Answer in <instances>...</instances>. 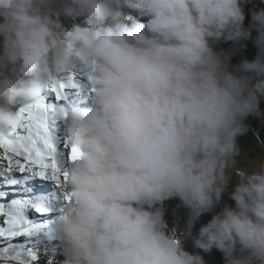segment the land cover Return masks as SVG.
Masks as SVG:
<instances>
[{
	"label": "clouds",
	"instance_id": "9594fccd",
	"mask_svg": "<svg viewBox=\"0 0 264 264\" xmlns=\"http://www.w3.org/2000/svg\"><path fill=\"white\" fill-rule=\"evenodd\" d=\"M247 2L0 0V129L53 81L75 76L87 96L64 105L82 155L64 157L48 225L61 264H206L169 231L171 199L189 209L188 236L213 213L195 248L264 264V156L239 159L246 120H264V8L245 27ZM253 31L255 59L231 65ZM225 193L234 206L216 212Z\"/></svg>",
	"mask_w": 264,
	"mask_h": 264
},
{
	"label": "snow or ice",
	"instance_id": "6c2138e0",
	"mask_svg": "<svg viewBox=\"0 0 264 264\" xmlns=\"http://www.w3.org/2000/svg\"><path fill=\"white\" fill-rule=\"evenodd\" d=\"M75 98L84 102L82 82L74 76L66 81H53L44 96L38 100L22 106L19 109L15 124L8 130L0 129V174L19 172L38 176L46 180L54 181L61 187V176L66 179L67 172L63 163L67 149L70 148V158H80L82 152L72 143L70 138H61V123L66 118L64 105ZM55 102H52V101ZM6 162V163H5ZM3 211V209H0ZM38 212L50 211V209L37 208ZM7 232L0 228V237L8 239L18 235L31 236L33 232L42 227L28 219L22 208L8 213L6 220ZM4 253L11 252V259L19 264H29V261L21 259L22 252L9 245ZM31 260H35V253L27 249Z\"/></svg>",
	"mask_w": 264,
	"mask_h": 264
},
{
	"label": "trees",
	"instance_id": "16d2710c",
	"mask_svg": "<svg viewBox=\"0 0 264 264\" xmlns=\"http://www.w3.org/2000/svg\"><path fill=\"white\" fill-rule=\"evenodd\" d=\"M264 8V0H248L244 5L246 18L244 21L245 27H248L251 23V11L253 9ZM257 33L252 32V39L241 41V44H246V48L235 46L234 42H221L217 45V49H224L225 52H229L233 47H237V51L232 55L231 65H237L244 59L253 60L257 55V48L255 47L253 40ZM261 109L264 110V99L260 98ZM248 125L249 131L238 138V143L241 149V153L248 154L255 151L257 147L264 149V120L256 116H249L245 122Z\"/></svg>",
	"mask_w": 264,
	"mask_h": 264
},
{
	"label": "rangeland",
	"instance_id": "374dc122",
	"mask_svg": "<svg viewBox=\"0 0 264 264\" xmlns=\"http://www.w3.org/2000/svg\"><path fill=\"white\" fill-rule=\"evenodd\" d=\"M63 23L65 24L66 27H71L72 21L70 19H64L62 18ZM81 25L84 24L83 20L78 21ZM0 43H2V38H0ZM218 50V49H217ZM74 78L79 81L82 82V80L76 78L74 76ZM261 98H264V96H262ZM75 101H78L77 99L73 98L72 99V103H75ZM68 104V103H67ZM64 133V131H63ZM64 136V134H63ZM66 154L69 155V149L65 150ZM0 154H2V149H0ZM261 156H264V149H262L261 147H257L255 149V151H253L252 153H248V154H244L241 153L240 156V163L241 166H246L247 162L249 160H255ZM6 163V162H5ZM63 181V176H61V183ZM55 188H57L59 190L60 193V197H61V201H62V196L63 194L61 193L60 187L55 186ZM223 203L218 205L217 208L215 209L216 212L220 211L221 208L224 205H230V206H234V201H232L228 194L225 193L223 196ZM60 201V204H61ZM164 209H165V219L168 222V227H169V231H175V234L177 236H183L184 240H183V246L184 248L189 251L188 249V243H187V238H186V233H185V229H184V225H183V221H182V210H183V204L181 203V201L179 199H171L168 201H165L164 203ZM211 215H213V213H210ZM205 215H203L202 217H204ZM202 217L199 219V223H203L204 221H202ZM209 219V218H208ZM198 222L196 223L195 227L193 228V236H192V240L193 238L198 234ZM198 253L200 255H202L204 252H202L201 250L198 251ZM204 256V255H203ZM63 259V257H62Z\"/></svg>",
	"mask_w": 264,
	"mask_h": 264
},
{
	"label": "bare ground",
	"instance_id": "6f19581e",
	"mask_svg": "<svg viewBox=\"0 0 264 264\" xmlns=\"http://www.w3.org/2000/svg\"><path fill=\"white\" fill-rule=\"evenodd\" d=\"M72 99L73 98H70V102H66L65 105H67V103L68 104H72L71 103L72 102ZM76 102H78V101H76ZM74 104H76V103H74ZM63 126H64V123L62 122L61 125H60V127H61V138H63V131H64V127ZM69 154H70V151H69ZM14 173H19V172H13L11 174H0V176L1 177H9L10 175H12ZM24 175H27L29 177V180L30 181H34V183H35L36 180H38L37 179L38 176H32V175H29V174H24ZM42 184L55 187V184L56 183L54 181H52V180H46V179H44V182H42ZM51 202H52V200H51ZM222 203H223V200L221 201V204ZM54 207L55 208L52 210V215H56L57 214V212H58V208L57 207H59V206L58 205H54ZM189 214H190L189 209L183 206V210H182V221H183L185 233H186V229H187V222H188ZM210 219L211 218H209V219L208 218H204L203 219V217H202V221H204V222L203 223H201V222L199 223L198 222V232H199V229H200L201 225L207 223ZM192 236H193V229H192V235L191 236H188L186 234L189 252L198 253L199 249H197V248L194 247L193 240H192ZM27 241L28 240L14 241L13 238L7 239V240L6 239H3V238H0V250H2L5 246H7L9 244H12L11 242H13V244L16 243V242H21L23 244V242H24V244H25ZM202 255H204V259L206 261V264H219L215 260L212 251L210 253H203Z\"/></svg>",
	"mask_w": 264,
	"mask_h": 264
},
{
	"label": "water",
	"instance_id": "95a60500",
	"mask_svg": "<svg viewBox=\"0 0 264 264\" xmlns=\"http://www.w3.org/2000/svg\"><path fill=\"white\" fill-rule=\"evenodd\" d=\"M264 99V98H262ZM204 218H212V215L210 213H207L205 214V216L203 217ZM212 253H213V256L215 258V260L219 263V264H225V261H224V256L221 252L213 249L212 250Z\"/></svg>",
	"mask_w": 264,
	"mask_h": 264
}]
</instances>
